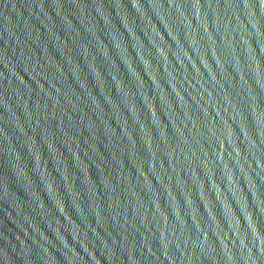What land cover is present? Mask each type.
Returning <instances> with one entry per match:
<instances>
[{
	"label": "water",
	"instance_id": "obj_1",
	"mask_svg": "<svg viewBox=\"0 0 264 264\" xmlns=\"http://www.w3.org/2000/svg\"><path fill=\"white\" fill-rule=\"evenodd\" d=\"M0 264H264V0H0Z\"/></svg>",
	"mask_w": 264,
	"mask_h": 264
}]
</instances>
